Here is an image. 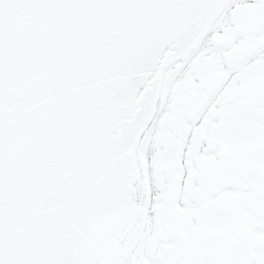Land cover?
Segmentation results:
<instances>
[{
  "label": "water",
  "instance_id": "95a60500",
  "mask_svg": "<svg viewBox=\"0 0 264 264\" xmlns=\"http://www.w3.org/2000/svg\"><path fill=\"white\" fill-rule=\"evenodd\" d=\"M204 2L0 0V264H81L124 209L160 73Z\"/></svg>",
  "mask_w": 264,
  "mask_h": 264
},
{
  "label": "flooded vegetation",
  "instance_id": "af4514ba",
  "mask_svg": "<svg viewBox=\"0 0 264 264\" xmlns=\"http://www.w3.org/2000/svg\"><path fill=\"white\" fill-rule=\"evenodd\" d=\"M222 71L211 61L202 66L209 86ZM176 84L170 95L179 102L170 101L165 116H178L181 122L176 133L156 136L148 166L154 191L149 216H168L176 242L112 244L100 249L103 264H178L194 258L187 249L199 250L195 258L209 264H237L242 256L264 264V101L252 99L250 83L248 97L234 98L218 121L211 119L213 110L208 109L205 119L194 125L186 117L196 107L199 93L188 83V73ZM225 124L261 129L243 130L228 142L220 134ZM257 132L262 136L247 146ZM156 152L162 163L158 166H154ZM113 236L115 244L119 236L102 237L108 244Z\"/></svg>",
  "mask_w": 264,
  "mask_h": 264
},
{
  "label": "snow or ice",
  "instance_id": "6c2138e0",
  "mask_svg": "<svg viewBox=\"0 0 264 264\" xmlns=\"http://www.w3.org/2000/svg\"><path fill=\"white\" fill-rule=\"evenodd\" d=\"M11 2L16 3L17 0ZM199 6L207 8L209 14L189 27L178 44L176 56L185 67L193 58L200 57L188 71V83L199 93L196 107L186 117L194 125L205 119L208 109L213 110L211 119L218 121L234 98L248 97L250 83L253 85L252 99L264 101V0H205ZM188 45H193L191 52L187 57L181 56ZM209 61L223 70L221 77L211 86L202 73V66ZM171 83H174V78L169 81V87ZM195 186H198L196 181ZM169 229L168 216L154 215L149 218L148 230L137 225L130 236L134 242L159 245L167 240L175 243ZM186 251L194 258L178 264H209L207 260L195 258L199 250ZM237 264H258V261L242 256Z\"/></svg>",
  "mask_w": 264,
  "mask_h": 264
},
{
  "label": "bare ground",
  "instance_id": "6f19581e",
  "mask_svg": "<svg viewBox=\"0 0 264 264\" xmlns=\"http://www.w3.org/2000/svg\"><path fill=\"white\" fill-rule=\"evenodd\" d=\"M183 64H184V62H183ZM180 73H181V71L179 70L175 74V78H178L180 76ZM156 110H157V106H156ZM151 143L152 142H150V138L144 133L143 136H141V138H140V143H139V146H138L137 151H136L137 161H139V160L145 161L146 160L147 155H148V151H149L150 146H151ZM130 187L132 188L133 196H132V201L129 204V210L127 211V214L125 215L126 217L124 219L129 220V221L132 220L131 223H133V221H134L135 225H138L141 222H143L142 223L143 224L142 227H143V226L147 225L148 219L145 218L144 216H142L141 214H139V215H135V214H136V211H140V210H138L140 207H143V208H140L141 211H144L146 208L149 207V200H150L151 193L149 190V186L146 183V180L144 179V177L142 175V171H140L138 178L134 181V183L130 184ZM142 194L145 198L141 197Z\"/></svg>",
  "mask_w": 264,
  "mask_h": 264
},
{
  "label": "rangeland",
  "instance_id": "374dc122",
  "mask_svg": "<svg viewBox=\"0 0 264 264\" xmlns=\"http://www.w3.org/2000/svg\"><path fill=\"white\" fill-rule=\"evenodd\" d=\"M168 72L165 73V79H164V84H168V82L171 80V77L170 75H168ZM164 86V85H163ZM168 90L167 88L163 91H166ZM162 99V100H161ZM160 99V103L163 101V98ZM172 101H174V104L178 103L179 101L177 100V97L176 96H172ZM172 107H174L173 105L170 106V109L172 110ZM170 110V111H171ZM180 117L176 116V117H173L172 116H169V115H166L164 116L163 118H160V120L158 119V114L156 116V118L153 120L151 126L149 127V129L147 130L146 132V135H150V134H153L156 130L157 132L160 134H164V133H176L177 132V122H181ZM153 154V151H151V154H150V157L151 155ZM140 161V166L143 168V169H146L147 166H148V163L146 161H143V160H139ZM141 217V216H140ZM145 217V216H144ZM148 217V216H147ZM146 218V217H145ZM148 221H149V218H148ZM143 222H141L140 224H138L140 227H142V224ZM134 226H137L134 224V221L133 223H131V225L128 227V229L126 230L127 234L126 236V239L123 241V243L121 245L123 246H127L128 244L131 245L132 244V238L130 236V232L132 231V229L134 228ZM143 228V227H142ZM148 229V223L146 225V230Z\"/></svg>",
  "mask_w": 264,
  "mask_h": 264
}]
</instances>
